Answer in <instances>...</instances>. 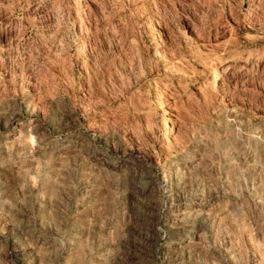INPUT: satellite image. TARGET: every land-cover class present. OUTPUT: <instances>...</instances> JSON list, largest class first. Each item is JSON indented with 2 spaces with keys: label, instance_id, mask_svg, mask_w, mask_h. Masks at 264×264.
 <instances>
[{
  "label": "rangeland",
  "instance_id": "rangeland-1",
  "mask_svg": "<svg viewBox=\"0 0 264 264\" xmlns=\"http://www.w3.org/2000/svg\"><path fill=\"white\" fill-rule=\"evenodd\" d=\"M0 264H264V0H0Z\"/></svg>",
  "mask_w": 264,
  "mask_h": 264
},
{
  "label": "bare ground",
  "instance_id": "bare-ground-1",
  "mask_svg": "<svg viewBox=\"0 0 264 264\" xmlns=\"http://www.w3.org/2000/svg\"><path fill=\"white\" fill-rule=\"evenodd\" d=\"M222 68H223V67H222ZM217 74H218V73H217ZM216 77H217V76H216ZM218 77H219V76H218ZM215 79H216V78H215ZM217 79H218V78H217ZM166 117H167V116H166ZM165 134H166V133H165ZM165 134H164V135H165Z\"/></svg>",
  "mask_w": 264,
  "mask_h": 264
}]
</instances>
